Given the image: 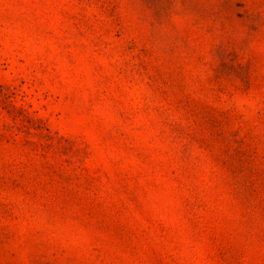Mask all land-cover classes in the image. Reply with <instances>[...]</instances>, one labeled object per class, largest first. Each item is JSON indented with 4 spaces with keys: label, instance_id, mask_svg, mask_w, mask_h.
<instances>
[{
    "label": "rangeland",
    "instance_id": "374dc122",
    "mask_svg": "<svg viewBox=\"0 0 264 264\" xmlns=\"http://www.w3.org/2000/svg\"><path fill=\"white\" fill-rule=\"evenodd\" d=\"M0 264H264V0H0Z\"/></svg>",
    "mask_w": 264,
    "mask_h": 264
}]
</instances>
